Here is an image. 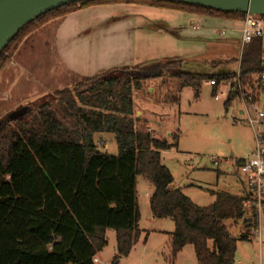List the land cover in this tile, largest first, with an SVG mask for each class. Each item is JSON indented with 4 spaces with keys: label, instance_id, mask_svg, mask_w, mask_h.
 Returning <instances> with one entry per match:
<instances>
[{
    "label": "trees",
    "instance_id": "trees-1",
    "mask_svg": "<svg viewBox=\"0 0 264 264\" xmlns=\"http://www.w3.org/2000/svg\"><path fill=\"white\" fill-rule=\"evenodd\" d=\"M138 4L242 21L246 14L224 12L169 0H82L50 11L22 28L0 54V74L25 38L49 21L92 6ZM264 39L244 47L239 74L252 87L264 74ZM182 61L144 68L102 72L61 91L19 107L0 120V264H95L116 235L112 264L127 258L142 231L137 178L153 183L149 195L155 219H171V258L186 245L198 264H235L238 243L226 222H257L245 208L248 195L214 193L216 201L200 207L162 164V153L177 146L178 136H156L135 118L134 93L155 78L177 79V92L200 90L203 81L235 80L237 73H184ZM258 82V81H257ZM217 88H214V95ZM227 98V103L236 99ZM115 137L118 155L99 151L103 138ZM247 209V210H246ZM250 211V214L247 212Z\"/></svg>",
    "mask_w": 264,
    "mask_h": 264
},
{
    "label": "rangeland",
    "instance_id": "rangeland-1",
    "mask_svg": "<svg viewBox=\"0 0 264 264\" xmlns=\"http://www.w3.org/2000/svg\"><path fill=\"white\" fill-rule=\"evenodd\" d=\"M213 37L210 44L201 45L202 51L190 54L182 61L184 73L210 76L238 71L234 41ZM164 81L167 83L155 86L156 92L163 90L165 94L148 92L151 82L144 85L143 93H134L135 118L150 123L156 130V133L153 131L156 136L169 138L177 134V146L162 155V164L172 174L174 183L200 207L215 203L214 193L239 196L244 190L246 192L243 175L234 167V175H230L227 163L247 160L255 147L252 130L242 114L244 106L240 98L230 103H227L226 97L215 100L214 88L208 81H203L198 92L188 87L177 94L178 80L177 85L169 83L166 78ZM18 110L15 109L13 114ZM99 138L105 142L99 145L101 153L118 155L113 135L99 134L97 140ZM152 191L153 183L149 178H137L136 194L141 216L139 229L142 233L131 254L118 264H198L195 249L189 244L175 261L172 260L169 234L174 232L175 225L171 219H157L155 223L148 220L151 212L146 192ZM247 212L250 214V211ZM226 225L236 236H249L248 241L238 243L235 262L264 264V212L261 222L257 219L249 228L242 221L237 224L228 221ZM106 239L107 245L100 259L102 264H112L117 253L115 232L108 231Z\"/></svg>",
    "mask_w": 264,
    "mask_h": 264
},
{
    "label": "crops",
    "instance_id": "crops-1",
    "mask_svg": "<svg viewBox=\"0 0 264 264\" xmlns=\"http://www.w3.org/2000/svg\"><path fill=\"white\" fill-rule=\"evenodd\" d=\"M242 28L243 20L138 4L92 6L53 19L25 38L0 74V120L29 102L108 70L183 61L188 55L202 51L201 45L210 44L213 36L234 41L240 68L244 50ZM238 72L239 69L228 73ZM149 82L148 92L166 93L156 92V84L167 83L163 78L150 79L144 85ZM168 82L177 85L176 79ZM227 163L228 172L234 175L235 169L230 161ZM171 188L181 187L173 183ZM243 193L245 190L239 195ZM149 195L146 192L148 200ZM148 220L157 221L152 213ZM101 254L96 256V264L103 263Z\"/></svg>",
    "mask_w": 264,
    "mask_h": 264
},
{
    "label": "built area",
    "instance_id": "built-area-1",
    "mask_svg": "<svg viewBox=\"0 0 264 264\" xmlns=\"http://www.w3.org/2000/svg\"><path fill=\"white\" fill-rule=\"evenodd\" d=\"M222 34L224 35L225 31ZM254 39H264V17L246 15L243 19L242 49ZM208 84L217 88L215 100L236 95L243 103L242 114L252 130L255 147L247 160H231L230 163L234 168H238L244 177L245 193L248 195L244 203L245 208L252 210L260 222L264 212V74L260 79H256L252 87L243 84L239 72L235 80L224 81L218 85L216 80L212 79ZM150 131L153 132L151 129ZM97 262L98 260L94 259V263Z\"/></svg>",
    "mask_w": 264,
    "mask_h": 264
},
{
    "label": "water",
    "instance_id": "water-1",
    "mask_svg": "<svg viewBox=\"0 0 264 264\" xmlns=\"http://www.w3.org/2000/svg\"><path fill=\"white\" fill-rule=\"evenodd\" d=\"M82 0H0V54L26 25L64 5ZM224 12L264 17V0H169Z\"/></svg>",
    "mask_w": 264,
    "mask_h": 264
}]
</instances>
